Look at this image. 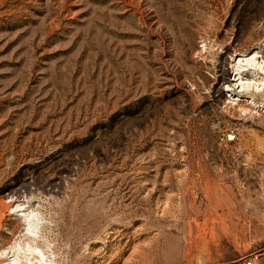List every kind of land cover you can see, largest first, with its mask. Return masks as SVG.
<instances>
[{"label": "rangeland", "instance_id": "obj_1", "mask_svg": "<svg viewBox=\"0 0 264 264\" xmlns=\"http://www.w3.org/2000/svg\"><path fill=\"white\" fill-rule=\"evenodd\" d=\"M254 49L264 0H0V248L22 195L61 264L264 254V88L223 87Z\"/></svg>", "mask_w": 264, "mask_h": 264}, {"label": "bare ground", "instance_id": "obj_2", "mask_svg": "<svg viewBox=\"0 0 264 264\" xmlns=\"http://www.w3.org/2000/svg\"><path fill=\"white\" fill-rule=\"evenodd\" d=\"M232 68L233 77L223 83L226 92L230 93L229 97L241 100L245 93L261 91L264 88V55L258 49L250 52H235ZM252 102L257 104L254 99ZM30 202L29 199L18 195L10 205V209L24 219L28 226L25 234L32 238L24 241L25 239L22 240L20 236V239L15 240L11 245L0 248V256L7 258L5 264H23L22 254L27 255V264H61L54 250L43 249L35 244L36 234H39V218L38 212L36 213L34 207H31L33 202L32 204Z\"/></svg>", "mask_w": 264, "mask_h": 264}, {"label": "built area", "instance_id": "obj_3", "mask_svg": "<svg viewBox=\"0 0 264 264\" xmlns=\"http://www.w3.org/2000/svg\"><path fill=\"white\" fill-rule=\"evenodd\" d=\"M260 255H253L252 257H248L242 262H237L236 264H253L254 259L258 258Z\"/></svg>", "mask_w": 264, "mask_h": 264}, {"label": "crops", "instance_id": "obj_4", "mask_svg": "<svg viewBox=\"0 0 264 264\" xmlns=\"http://www.w3.org/2000/svg\"><path fill=\"white\" fill-rule=\"evenodd\" d=\"M253 264H264V254H261L258 258L254 259Z\"/></svg>", "mask_w": 264, "mask_h": 264}]
</instances>
